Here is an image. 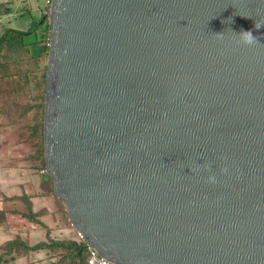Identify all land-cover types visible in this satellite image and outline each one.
<instances>
[{
    "label": "water",
    "instance_id": "water-1",
    "mask_svg": "<svg viewBox=\"0 0 264 264\" xmlns=\"http://www.w3.org/2000/svg\"><path fill=\"white\" fill-rule=\"evenodd\" d=\"M47 17L45 173L72 227L115 264H264V0Z\"/></svg>",
    "mask_w": 264,
    "mask_h": 264
},
{
    "label": "crops",
    "instance_id": "crops-1",
    "mask_svg": "<svg viewBox=\"0 0 264 264\" xmlns=\"http://www.w3.org/2000/svg\"><path fill=\"white\" fill-rule=\"evenodd\" d=\"M50 1L0 0V36L7 29L24 32L37 27L36 35L38 38L41 37L39 41L42 40V28L49 24L47 11L49 8L48 2ZM38 45L42 44L39 43ZM6 171L7 174H9V171H14L13 175H15L13 178H9L8 188L18 189L15 193L1 195L0 212L6 211L5 218L7 222L11 218V220H16L19 224L18 227H14L13 229H11L13 226L9 227L10 231H14V234L28 243L29 246H33L39 242L47 243L48 240L73 241L74 229L67 223V219V224L63 223V214L66 213V208L62 201L54 195L51 180L48 183L45 176L41 175L42 180L36 181L29 170L24 169L8 168ZM7 176L9 177L10 175ZM44 198L51 199V206H44L43 204L45 203H43L34 209V201L37 200L39 202V199ZM28 203L31 206V211L39 214L37 217L38 223L31 222L23 217V214L27 212ZM0 228H4L2 232L8 231L6 225L0 226ZM14 238L7 236L3 242L5 243ZM52 255L53 258H50ZM59 257L44 249L32 251L25 256L17 257L10 264H50L52 262L56 264Z\"/></svg>",
    "mask_w": 264,
    "mask_h": 264
},
{
    "label": "rangeland",
    "instance_id": "rangeland-1",
    "mask_svg": "<svg viewBox=\"0 0 264 264\" xmlns=\"http://www.w3.org/2000/svg\"><path fill=\"white\" fill-rule=\"evenodd\" d=\"M46 57L41 59L30 58L28 54L22 52L19 55L8 56L5 63L8 65L6 71L0 72V201L2 194H11L17 192V188H8L9 178H13L14 171L6 169H24L29 170L36 181H41L45 176L49 183L45 170H43L39 159L37 158L38 135L34 131L36 123L39 121V112L35 105L34 98L41 93L43 86V73L46 68ZM23 73L27 75L26 83L21 81L19 86L12 87L17 77L10 73ZM20 88V90L18 89ZM33 106V107H32ZM22 111H25L23 114ZM7 175H10L9 177ZM42 175V176H41ZM12 176V177H11ZM40 193V191H38ZM34 201V209L39 204L51 206V199L44 198ZM63 203V202H62ZM64 205V204H63ZM65 207V206H64ZM33 210V209H32ZM5 212L3 222L0 226L6 225L8 231L2 232L4 228H0V254L5 253L4 246L8 242H3L8 237H19L10 231L19 224L16 220H6ZM9 212V211H8ZM67 213L63 214V223L70 224ZM19 219V218H18ZM67 219V223H66ZM4 223V224H3ZM34 224V223H33ZM32 225V224H29ZM11 241V240H10ZM29 254V253H28ZM25 256L21 252L13 251L12 254H4L2 264H10L17 257ZM11 257L13 260H10ZM53 258V255L50 257ZM7 260L8 262L4 263ZM29 261V260H28ZM57 261V259H56ZM54 262L50 263L53 264ZM62 264H66L62 262Z\"/></svg>",
    "mask_w": 264,
    "mask_h": 264
},
{
    "label": "trees",
    "instance_id": "trees-1",
    "mask_svg": "<svg viewBox=\"0 0 264 264\" xmlns=\"http://www.w3.org/2000/svg\"><path fill=\"white\" fill-rule=\"evenodd\" d=\"M37 27H33L28 31H16L12 29H7L1 36H0V72L6 71L8 65L5 63V58L10 54L11 56L19 55L20 53L24 52L29 55L30 58L41 59L46 57L48 53L50 38V25H46L42 28V40L39 41L41 37H37L36 35ZM41 43L42 45H38ZM46 70L43 73V86L41 93L36 95L34 98L35 105L34 107L37 108L39 112V121L36 123L34 131L38 135V146L36 149L37 158L40 161V164L45 170V161H44V149H43V116H44V97L46 91ZM17 77V81H14L12 87L19 86L21 81H25L27 79V75L24 73L21 75L20 72L18 73H10ZM20 90V88H18ZM1 91V86H0ZM32 106V107H33ZM2 111H0L1 113ZM24 114L25 111H22ZM48 177V175H47ZM49 178V177H48ZM39 216L38 213H33L31 211V206L27 204V212L23 214V217L27 218L31 222L38 223L37 217ZM4 214L0 212V223L3 222ZM5 253L0 254V264L3 263L4 254L10 255L15 252H21L24 255H27L29 252H34L38 250H48L51 254H56L60 256L58 262L56 264H62V262L66 264H85L86 262V253L84 246L81 243H77L75 240H63V241H49L46 242H39L33 246H29L28 243L23 241L20 237H16L11 241H8L4 246ZM10 260H13L11 257ZM8 262L7 260L4 263Z\"/></svg>",
    "mask_w": 264,
    "mask_h": 264
},
{
    "label": "built area",
    "instance_id": "built-area-1",
    "mask_svg": "<svg viewBox=\"0 0 264 264\" xmlns=\"http://www.w3.org/2000/svg\"><path fill=\"white\" fill-rule=\"evenodd\" d=\"M50 5V2H48ZM49 46V43L47 44ZM70 223V221H69ZM71 225V223H70ZM72 227V225H71ZM74 229V228H73ZM74 240L77 243H81L84 246L85 253H86V262L85 264H115L104 257H102L97 250L89 246L87 240L84 238L83 234L74 229Z\"/></svg>",
    "mask_w": 264,
    "mask_h": 264
},
{
    "label": "clouds",
    "instance_id": "clouds-1",
    "mask_svg": "<svg viewBox=\"0 0 264 264\" xmlns=\"http://www.w3.org/2000/svg\"><path fill=\"white\" fill-rule=\"evenodd\" d=\"M240 36H241L242 38H244V39H243V42H244V43L251 44V43H253V42H257V41H256V38L253 37V35L251 34V32H243V33H241Z\"/></svg>",
    "mask_w": 264,
    "mask_h": 264
}]
</instances>
